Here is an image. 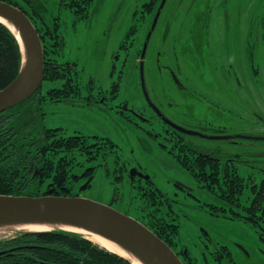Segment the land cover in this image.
<instances>
[{
  "label": "rangeland",
  "instance_id": "rangeland-1",
  "mask_svg": "<svg viewBox=\"0 0 264 264\" xmlns=\"http://www.w3.org/2000/svg\"><path fill=\"white\" fill-rule=\"evenodd\" d=\"M47 1V16H56L59 0ZM221 1H166L144 59V79L152 103L167 118L181 126L190 125L205 136L233 137L187 139L222 162L230 160L237 173L249 179L239 197V204L246 205L252 187L260 188L264 181V141L235 137L264 138V0H226L224 8L219 9L229 13L219 16L215 6ZM147 2L93 0L89 16L76 23L69 11L61 9L63 46L59 59L77 64L82 84L94 78L105 90L111 82L118 83L115 102L125 101L130 108L149 115L138 65L142 42L152 23V14L142 15L141 8ZM223 18L226 29L221 24ZM133 25L135 31L129 36L128 29ZM228 27L232 34L229 40ZM166 67L177 73L185 89L177 91ZM112 70L114 73H110ZM58 87L59 83L43 81L41 88ZM44 111L47 128H63L66 136L76 132L103 136L119 148L129 169L139 167L150 176L170 200L168 219L179 225L177 247L187 248L199 260L203 252L208 255L209 249L225 246L234 264H264V231L234 216L231 207L240 214L242 208L201 189L170 154L157 146L151 128L157 129L158 123H144L132 116L133 123L120 114L106 115L60 104L46 105ZM84 169L75 167L72 173L80 175ZM113 172V159H109L104 167L95 169L89 187L81 190L84 179L75 183L76 197L109 205L117 189L120 199L113 208L133 214L127 206L128 177L116 183ZM205 236L210 238L205 242L209 249L203 244Z\"/></svg>",
  "mask_w": 264,
  "mask_h": 264
},
{
  "label": "trees",
  "instance_id": "trees-1",
  "mask_svg": "<svg viewBox=\"0 0 264 264\" xmlns=\"http://www.w3.org/2000/svg\"><path fill=\"white\" fill-rule=\"evenodd\" d=\"M0 1L19 7L33 23L43 48V81L60 84L58 88L44 91L41 86L27 100L0 113V195L36 197L51 190L53 195L75 197V183L90 179L97 167L86 168L80 175L72 173L74 167H81L84 162L103 163L104 167L109 159H113L115 182H122L128 165L111 140L77 132L66 136L63 128H47L44 121L46 105L86 107L85 96L97 85L94 78L82 84L77 64L59 59L63 46L61 9L69 11L76 23L89 16L93 0H59V13L51 17L47 16V0ZM160 1L149 0L143 4L142 15L153 12ZM134 26H130L127 35L135 31ZM21 62L16 38L0 23V90L16 78ZM119 87L118 83L112 86L114 97L118 95ZM169 152L201 189L229 205L242 208L243 214L232 207L230 212L264 231V181L260 188L252 187V196L246 205H242L239 197L250 181L237 173V167L229 164L230 160L222 162L213 154L207 158L195 156L186 145L180 146L177 153ZM129 186L127 206L133 214L123 213L151 230L184 264H234L225 246L209 249L205 243L210 239L207 236L203 244L209 252L208 255L203 252L199 260L193 258L187 248L177 247L179 225L168 219L172 211L169 198L151 178L129 182ZM119 199L115 189L109 205ZM213 208L225 211L220 207ZM90 240L82 234L64 230L18 233L0 239V264H131L126 258Z\"/></svg>",
  "mask_w": 264,
  "mask_h": 264
},
{
  "label": "water",
  "instance_id": "water-1",
  "mask_svg": "<svg viewBox=\"0 0 264 264\" xmlns=\"http://www.w3.org/2000/svg\"><path fill=\"white\" fill-rule=\"evenodd\" d=\"M166 1L161 0L156 10L139 57V78L144 99L158 117L184 134L210 140L233 139L229 136H205L202 133L186 130L173 124L152 103L148 95L144 79V59L151 35ZM0 18L11 22L18 30L20 39L9 26L0 21L16 38L22 55L18 75L11 83L0 90L1 113L27 100L42 86L44 63L39 34L27 15L19 7L0 1ZM123 108H126V106L124 105ZM235 138L264 141V138L261 137L239 135ZM129 176L131 178L138 176L145 180L150 178L149 175L137 172L135 169L129 171ZM88 183L89 181L85 183L81 190L86 189ZM28 223L60 224L92 232L128 251L142 264H183L177 254L145 225L110 205L76 196L53 195L51 190L45 191L42 195L36 197L0 195V226ZM124 258L133 264L130 259Z\"/></svg>",
  "mask_w": 264,
  "mask_h": 264
},
{
  "label": "flooded vegetation",
  "instance_id": "flooded-vegetation-1",
  "mask_svg": "<svg viewBox=\"0 0 264 264\" xmlns=\"http://www.w3.org/2000/svg\"><path fill=\"white\" fill-rule=\"evenodd\" d=\"M226 0H222L221 1V4L220 5H216V10L220 15L223 14V16L227 15L228 12H223L222 9H219V8H224V4ZM166 4V3H165ZM165 6V5H164ZM226 8L229 7V4H228V1L226 2ZM158 8V7H157ZM157 8L154 10V12H151V13H148L146 12V14H152L151 16V19L153 20L154 18V15L156 13V10ZM164 8V7H163ZM162 12V11H161ZM161 15V14H160ZM160 17V16H159ZM159 20V19H158ZM225 22L226 23V20L223 18V21L221 22V24L223 25V28L226 29V24L223 23ZM152 24V23H151ZM157 24H158V21H157ZM157 24H156V27H157ZM155 27V29H156ZM150 29V27H148L147 31ZM154 29V31H155ZM223 29V30H224ZM228 29V40H229V37L231 34V30L229 29V27L227 28ZM146 31V33H147ZM153 31V33H154ZM152 33V34H153ZM239 36V35H238ZM146 37V36H145ZM152 37V35H151ZM145 39V38H144ZM151 39V38H150ZM226 40V38H225ZM144 42V41H143ZM142 42V44H143ZM150 42V41H149ZM149 45V43H148ZM219 55V54H218ZM220 55H223V54H220ZM116 56L117 55H113V57L116 59ZM139 62V61H138ZM139 65V64H138ZM166 70L169 71V77L171 79H173V83L176 85V89L177 91H180L182 89H185V87L183 86V84L181 82H179L180 80H178V75L177 73H174L172 68L171 67H166ZM110 73H114L113 70L110 72ZM110 76L112 77V74H110ZM178 78V79H177ZM86 83H84L85 85ZM100 83H97V85L95 86V89L92 91V93L90 95H86L85 96V101H86V104L87 106L86 107H71V106H68L70 108H75V109H84V110H95V111H98L100 113H104V114H117V115H121L122 117L124 118H127L128 120H130L131 122L135 123V120L132 118L135 117V118H138L140 120H142L144 123H148V124H152V122H156L158 123V128H151V130H153L152 132V137L155 139V142L157 144V146L161 149H163L166 153H170L169 151H173L174 153H177L178 149L180 146H183V145H186V146H189V148L191 149V151L193 152V154L195 156H202L204 158H207L210 156V154H212L211 152H208V150L206 149H198L196 147V145H192L190 143V141H188L187 137H191L193 135H188V134H184L178 130H176L175 128L169 126L167 123H165L160 117H158L155 112L147 105V107L145 108V110H148L150 112L149 115H146L144 113V111H138V110H135L133 108H130L128 106V104L124 101V102H118L116 103V99L118 97V95L116 97H114L112 95V86H114L115 84H117L116 82H111L110 83V87L108 89H103L101 85H99ZM180 93V92H179ZM124 105L126 106V108H123ZM161 112V111H160ZM162 113V112H161ZM163 114V113H162ZM165 116V115H164ZM166 117V116H165ZM167 118V117H166ZM169 121H171L173 124L183 128V129H186V130H191V131H194V129L192 128V126L190 125H186V126H181L179 124H177L175 121L167 118ZM196 132V130H195ZM78 133V132H77ZM81 134V133H80ZM84 135V134H82ZM85 136V135H84ZM87 137H103V136H99V135H88ZM195 137H198V136H195ZM200 138V137H199ZM102 167L103 166V163H98L97 165H94L92 164L91 162L90 163H82L81 167H84L85 169L86 168H91V167ZM75 168V167H74ZM131 169H135L137 172H142V173H145L141 168L139 167H135V166H131V168L129 169L127 167V172L125 175H127L128 177V182L132 183L134 181H137V180H145L143 178H139L138 176H133L132 178L129 176V171ZM264 171V170H263ZM146 174V173H145ZM126 177V176H125ZM86 181V180H85ZM84 181V182H85ZM146 181V180H145ZM179 187L186 191V187L183 186V185H179Z\"/></svg>",
  "mask_w": 264,
  "mask_h": 264
},
{
  "label": "bare ground",
  "instance_id": "bare-ground-1",
  "mask_svg": "<svg viewBox=\"0 0 264 264\" xmlns=\"http://www.w3.org/2000/svg\"><path fill=\"white\" fill-rule=\"evenodd\" d=\"M0 21L4 24H6L7 26H9V28L15 32L19 37V33L18 30L15 28V26L3 19L0 18ZM55 229H62V230H67V231H72V232H76V233H80L82 235H84L86 238L91 239L95 242H97L99 245H101L102 247L106 248L107 250H109L110 252L116 253L118 255H121L123 257H127L128 259H130L133 264H142L139 260H137V258L135 256H133L131 253H129L128 251L124 250L123 248L119 247L118 245L109 242L108 240L92 233V232H88L79 228H74L71 226H65V225H60V224H52V223H28V224H11V225H2L0 226V239L5 238V237H9L13 234H17L20 232H37V231H49V230H55Z\"/></svg>",
  "mask_w": 264,
  "mask_h": 264
}]
</instances>
